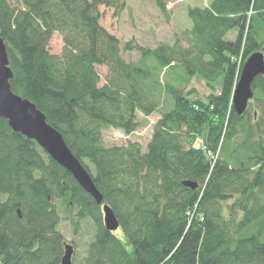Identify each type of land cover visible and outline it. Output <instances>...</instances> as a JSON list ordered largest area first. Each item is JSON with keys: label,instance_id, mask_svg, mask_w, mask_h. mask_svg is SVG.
Listing matches in <instances>:
<instances>
[{"label": "trees", "instance_id": "trees-1", "mask_svg": "<svg viewBox=\"0 0 264 264\" xmlns=\"http://www.w3.org/2000/svg\"><path fill=\"white\" fill-rule=\"evenodd\" d=\"M101 7L119 15L127 1L0 0V38L11 90L61 133L120 228L107 230L103 205L0 116V264H61L59 226L72 212L77 229L94 227L82 264H264V76L244 115L232 103L242 66L264 47V0L189 7L192 26L154 50L123 47ZM57 33L65 47L55 55ZM195 78L208 98L186 91ZM156 113L146 151L106 146L105 131L131 135L139 114Z\"/></svg>", "mask_w": 264, "mask_h": 264}, {"label": "rangeland", "instance_id": "rangeland-1", "mask_svg": "<svg viewBox=\"0 0 264 264\" xmlns=\"http://www.w3.org/2000/svg\"><path fill=\"white\" fill-rule=\"evenodd\" d=\"M127 7L119 15L113 9L100 8L102 13L101 23L103 27L115 35L125 47L128 43L140 45L155 49L161 44L173 45L176 36L182 35L187 29L192 26L191 20L188 18V8L193 6L209 3L211 0H164L166 2V11L162 12L157 5V0H126ZM236 33L229 36L234 40ZM51 51L53 54H61L64 50L62 37L57 33L53 35L50 42ZM123 56L127 62H133L139 58L136 51L123 52ZM100 76L105 77L107 69L104 67L98 68ZM182 73L176 71V74L168 73L165 79H170L173 76L179 78ZM191 84L186 88V91L194 90L203 98H208L212 93L208 90L206 83L200 79H192L187 81ZM217 93L220 87L217 89ZM140 121L145 124L136 130L131 135L124 134L119 130L110 129L105 131L104 140L108 147L115 145L126 146L129 142L140 143L146 151L147 145L151 140L154 126L160 119L159 114H153L145 119L139 114ZM60 208H64L58 203ZM76 212H72L71 218L67 214H63L65 218L59 228L65 238L67 244H70L75 249L73 256L74 264H82L83 257L86 255L87 246L94 234V227L89 221L82 222L78 225V229L73 224V218Z\"/></svg>", "mask_w": 264, "mask_h": 264}, {"label": "water", "instance_id": "water-1", "mask_svg": "<svg viewBox=\"0 0 264 264\" xmlns=\"http://www.w3.org/2000/svg\"><path fill=\"white\" fill-rule=\"evenodd\" d=\"M261 76H264V47L262 51L250 55L241 68L232 98L234 111L238 115L242 116L247 111L254 97L253 83ZM13 77L5 42L0 38V116L7 120L14 132L21 133L29 140L38 143L51 159L72 175L96 203L103 205L106 229L111 232L118 231L120 225L117 215L108 204L103 203L104 197L93 182L91 174L69 150L61 133L46 121L44 113L38 110L33 102L16 95L11 90ZM186 185L189 188H196L193 183ZM65 249L61 264H74L75 249L70 244H66Z\"/></svg>", "mask_w": 264, "mask_h": 264}]
</instances>
